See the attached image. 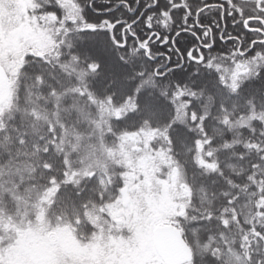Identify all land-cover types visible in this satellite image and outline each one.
Returning <instances> with one entry per match:
<instances>
[{
    "label": "snow or ice",
    "instance_id": "snow-or-ice-1",
    "mask_svg": "<svg viewBox=\"0 0 264 264\" xmlns=\"http://www.w3.org/2000/svg\"><path fill=\"white\" fill-rule=\"evenodd\" d=\"M0 30V264H264V0H0Z\"/></svg>",
    "mask_w": 264,
    "mask_h": 264
},
{
    "label": "rangeland",
    "instance_id": "rangeland-1",
    "mask_svg": "<svg viewBox=\"0 0 264 264\" xmlns=\"http://www.w3.org/2000/svg\"><path fill=\"white\" fill-rule=\"evenodd\" d=\"M11 35H15V33H11ZM3 36V31L0 30V37ZM49 41L42 35V34H36L29 30L28 33L24 34V44L25 45H32L33 47L38 48H46L48 46ZM0 47H3V45H0ZM9 52H12L13 55H19L20 49H15L13 51L12 49L8 50ZM0 59H4L5 63L7 64L8 70H13L15 68L14 64L8 63L7 56L0 54ZM5 70V69H4ZM12 92L10 95V99L6 100V102L3 104H9L11 102ZM141 170H146L149 173H154L156 170L155 168V161L152 159H146L142 162ZM187 193L186 189L182 186H180V182H176L172 185H169L168 191L164 194V197L161 199L166 201L168 204H176V203H182L184 201L185 194ZM152 197H156L157 193L155 191L152 192ZM174 213V208L168 211L169 217H171ZM42 237L39 234H34L29 243L32 244L34 247L38 245V242H40ZM7 258L9 261V264H27L30 257L26 254L23 250H12L9 253H7Z\"/></svg>",
    "mask_w": 264,
    "mask_h": 264
},
{
    "label": "water",
    "instance_id": "water-1",
    "mask_svg": "<svg viewBox=\"0 0 264 264\" xmlns=\"http://www.w3.org/2000/svg\"><path fill=\"white\" fill-rule=\"evenodd\" d=\"M5 70L0 68V106L10 98L11 83L8 81L4 74Z\"/></svg>",
    "mask_w": 264,
    "mask_h": 264
},
{
    "label": "trees",
    "instance_id": "trees-1",
    "mask_svg": "<svg viewBox=\"0 0 264 264\" xmlns=\"http://www.w3.org/2000/svg\"><path fill=\"white\" fill-rule=\"evenodd\" d=\"M240 130H241V125L240 124H237L235 126V128H234L233 135L235 136V138L240 139L243 142L244 139H245V137L238 135V133L240 132ZM226 163H230L232 165V167L226 168V171L229 174H232V175L235 174V173H233V168H235L236 171H239V169L241 167L240 163L238 161H236V160L227 161ZM183 198H184V200L188 198V192L185 194V197H183ZM209 198H211V196Z\"/></svg>",
    "mask_w": 264,
    "mask_h": 264
}]
</instances>
